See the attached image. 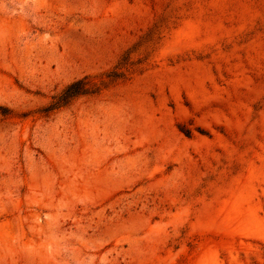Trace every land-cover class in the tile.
Returning a JSON list of instances; mask_svg holds the SVG:
<instances>
[{
    "label": "rangeland",
    "instance_id": "obj_1",
    "mask_svg": "<svg viewBox=\"0 0 264 264\" xmlns=\"http://www.w3.org/2000/svg\"><path fill=\"white\" fill-rule=\"evenodd\" d=\"M0 264H264V0H0Z\"/></svg>",
    "mask_w": 264,
    "mask_h": 264
}]
</instances>
